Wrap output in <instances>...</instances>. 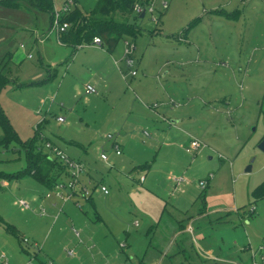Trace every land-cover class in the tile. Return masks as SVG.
<instances>
[{
  "label": "rangeland",
  "instance_id": "rangeland-1",
  "mask_svg": "<svg viewBox=\"0 0 264 264\" xmlns=\"http://www.w3.org/2000/svg\"><path fill=\"white\" fill-rule=\"evenodd\" d=\"M151 4L154 14L134 19L140 29L135 37L120 39L112 50L83 44L72 52L50 31L49 12L28 0L0 3V62L11 64L13 79L2 88L0 104L20 140L37 137L44 152L52 154L46 148L50 142L84 162L75 194L69 174H61L57 185L65 199L81 203L91 233L103 217L100 239L109 234L111 244L127 245L122 256H130L128 264H148L159 253L164 257L158 264H262L264 198L251 193L264 181V150L259 148L264 139V0ZM126 40L136 46L133 68L125 61ZM94 78L102 82L91 84L97 93H90L86 85ZM171 120L177 121L174 126ZM155 131L158 144L150 145ZM108 134L132 139L127 157L125 150L121 156L114 153ZM193 141L200 147L193 148ZM102 153L112 166L100 159ZM26 167L20 143L0 145V171L13 174ZM180 175L186 181L175 189L170 176ZM56 188L47 189L31 176L6 178L0 181V216L15 222V209L21 211L16 200L26 198L31 210L36 204L26 191L35 189L43 199L49 193L55 200ZM73 229L78 236V227ZM1 235L13 240L19 264H47L28 244L22 250L0 224ZM2 251L0 264H11L9 254L1 258ZM35 253L38 260L31 259ZM111 264H118L117 258Z\"/></svg>",
  "mask_w": 264,
  "mask_h": 264
},
{
  "label": "crops",
  "instance_id": "crops-1",
  "mask_svg": "<svg viewBox=\"0 0 264 264\" xmlns=\"http://www.w3.org/2000/svg\"><path fill=\"white\" fill-rule=\"evenodd\" d=\"M79 1L84 6H86L89 2H92V0H79ZM83 1H85V3ZM50 18H51L50 31H54L51 28L52 17H50ZM62 45H64V44H62ZM65 46H67V45H65ZM80 47L81 46H79L77 49H79ZM76 50L74 48H72V52L73 51L75 52ZM28 57L31 58L30 54L28 55ZM123 61H124V58H123ZM8 68L11 71V64L10 63L8 64ZM50 76H51V73H50ZM11 77H12V74H11ZM94 80L95 81H91V82L87 83V85L102 82V81H100V78H94ZM151 108L157 109V107H152V106H151ZM176 122H177L176 120H171L170 125L174 126L176 124ZM169 129L172 130L173 128H169ZM143 133H144V136H149L148 132H147V135L145 134V131ZM158 133L159 132L156 133V131H155V135H154L155 138L153 137L150 140V145H154V143L158 144L157 139H156V138H160V136H158ZM133 134L134 133H131V136ZM116 140H117V142H119V144L121 146L122 153L125 150L126 153L124 155L127 157L126 154H127V151L129 150L128 149L129 142H131L132 139L128 138V137L127 138L121 137L120 139L116 138ZM146 142L147 141H144V143H146ZM111 145H113V141H112ZM122 153L120 155L117 154V156H121ZM78 161H80L81 163L84 164L83 161H81V160H78ZM102 161L104 163H107V166H110V165L112 166L109 157H108L107 161H104V160H102ZM132 161H134V160L132 159ZM137 167L143 168L145 166L143 164H137ZM179 177H182L183 179H185V177L183 175L175 176V177L170 176L171 180L174 179L175 189H178V187H181V185L186 181V179H185L184 181H180L179 183L176 182L175 179L179 178ZM103 185H105V184L103 183ZM137 189H138V187L137 188L135 187L134 191H137ZM33 191L34 192H32V193H28V191H26L28 197H32L34 204L36 203L34 205L33 210H31V206L28 209H25V208L20 206L21 200L27 201L29 203V201L26 200V198L22 197L18 201L16 200L14 202L15 205H18L21 209V211H17L15 209V214L12 215V218L15 220V222H12V223L8 222L4 217H2L3 215L1 214L2 215L1 217L4 219V221L5 222L7 221L6 223H9L10 225H12L16 229L17 236H18L17 239H18V242H19L22 250H26L23 245L28 244L27 246L32 247L35 250H38L40 253H42V255H44L45 259H47V264L49 262H52V264H111V260H113V258H117L118 264H123V263L128 264V261L131 258L127 254H124L125 257L122 256V253H123L122 250H124L122 248L124 246H122L121 243L119 245V248L121 249V251H120L118 246L116 245L115 241H112V244L110 243L111 242V236L109 234L108 235L105 234L104 240L100 239L99 232H100V229H102L101 226H103V223H104L103 217L99 216L98 220H100V221L96 225H93V226L97 227V230L95 232L91 233L89 230H87V227L89 226L90 223H87L88 220L83 217V210H82L83 206H81V203L78 200H76L74 203H71L72 198L71 199L70 198L65 199L64 196L63 197L57 196L59 198H56L55 200L54 199L50 200L49 199L50 196H48L49 197L48 198L47 195H46V198L43 199L41 197V195L38 196V194L35 193V189H33ZM181 191L184 192V189H181ZM29 205H30V203H29ZM46 205L48 206V208H50L49 212H48V209H46ZM92 205L94 207L95 203H93ZM37 206H40V213H39V210H38V212L36 211ZM76 208H79L80 210L79 209L77 210ZM42 211H43V213H41ZM56 211H57V213H56ZM41 216H44V217L47 216V217L44 219H41L40 218ZM123 225H127V224H123ZM180 225L182 226V224L179 223V226ZM70 226L72 229H73V227H78V229H79L78 230V232H79L78 236L74 235V233H73L74 229L72 230L70 228ZM114 226L115 225L113 224L112 227H114ZM2 227L4 228L6 234L8 233V234L14 236L9 231H7L3 225H2ZM114 229H116V228H114ZM183 230H185L184 227H183ZM112 234L115 237V234L114 233H112ZM117 234H118L117 237L122 236V235H120V232L117 233V231H116V235ZM14 237H16V236H14ZM0 240L2 241L0 244V251L3 250L2 254H1V258H5L6 255L9 254L10 258H11V264H19L18 263L19 262V256H18V253L15 252L16 248H15V245L13 243V240L10 239L8 237V235H1ZM25 240H27V242H25ZM260 246H263V244ZM65 250H67L68 253H66L67 251H65ZM71 250L73 251L72 254L69 253V251H71ZM148 250H149V248H148ZM146 252L148 253V251H146ZM208 252L210 254H212L211 251L208 250ZM25 253L28 255L30 254L28 251ZM40 253H35L34 256L30 255L31 259L33 257L36 260H38ZM93 253H94V255H93ZM111 253L113 256L111 255ZM258 253H259V251L257 253H254V255H253L254 261H256V257H257ZM67 254H68V256H67ZM89 255H91V256L93 255L94 258H92V260H91V256H89ZM145 255H144V258H145ZM87 257L89 258L88 260H86ZM163 257L164 256H162V253H159V255H157V257L154 258V260L150 259L148 264H158V260L160 258H163ZM260 259H261V257H260ZM29 264H31V263H29Z\"/></svg>",
  "mask_w": 264,
  "mask_h": 264
},
{
  "label": "trees",
  "instance_id": "trees-1",
  "mask_svg": "<svg viewBox=\"0 0 264 264\" xmlns=\"http://www.w3.org/2000/svg\"><path fill=\"white\" fill-rule=\"evenodd\" d=\"M20 0L0 2L6 5H17ZM40 10L53 12V0H28ZM93 5L85 9L84 5L77 0V5L64 16L63 20L69 23L68 29L62 33H56L58 41L64 45L72 46L75 50L83 44H91L94 37L98 36L109 50H112L117 42L126 37H135L140 29L136 27L134 19L141 18L140 13L135 12L136 4L146 6L150 0H92ZM11 71L8 65L0 63V92L2 88L11 82ZM0 127L3 131L0 138V145L8 148L14 142L20 143L26 152L27 167L19 173H4L0 171V181L6 178H23L31 176L38 183L47 189L57 185L61 174H69L68 166L58 158L46 153L35 139L25 141L19 139L18 134L12 126L8 116L0 104ZM252 196L255 199L264 198V181L257 185ZM0 224L14 236H17L16 229L6 223L0 216Z\"/></svg>",
  "mask_w": 264,
  "mask_h": 264
},
{
  "label": "built area",
  "instance_id": "built-area-1",
  "mask_svg": "<svg viewBox=\"0 0 264 264\" xmlns=\"http://www.w3.org/2000/svg\"><path fill=\"white\" fill-rule=\"evenodd\" d=\"M3 1H13V0H0V2H3ZM61 1H62L61 5L58 6L57 0H53V12L51 14V17H52L51 28L56 33H59V34L64 32L70 26L67 21L63 20L64 16H66L68 13H70V11L74 8V6L77 5V0H61ZM167 7H168V2H166V1L163 2V9L164 8L166 9ZM143 11H145V15L147 13L154 14L155 8H154L153 4L147 5V6H142L141 4H136L135 12L141 14ZM153 20L157 22L159 19L156 18L155 16H153ZM91 44L102 45V40L100 37L96 36V37H94L93 42ZM135 50H136L135 44L131 40L130 41L126 40L124 57H125V61H126L127 65L131 68H133V66L135 64V58H134ZM30 57H31V55H30ZM131 74L133 76H135V75H137V71L132 70ZM86 90L90 93H97L96 89L91 85H86ZM157 106L158 105L154 104L152 107H157ZM57 120L59 122H63L64 118L59 116L57 118ZM145 134L147 135L146 131H145ZM107 138L113 141V145H112L113 150L116 154L120 155L122 153V150H121V146H120L119 142H117V140L115 139V137L112 134H108ZM192 146H193V148L197 149L198 147H200V144L197 141H193ZM46 148H48L49 151L52 153L51 154L52 157L55 156L56 158H59L61 161H63L68 166V171L71 170V172H69V176L71 178V182L69 183V187L71 188L72 194L75 193L76 192V186L79 183L78 173L81 171H84V169H85L84 164L81 163L80 161L73 160L70 157L66 156L65 153L59 147H57L56 145H53L50 142H47ZM100 158L104 161L108 160L107 155L104 153H102L100 155ZM184 180L185 179H183L182 177L175 179V181L178 183L180 181H184ZM201 186H202V188H204V186H206V183L202 182ZM55 187L59 188L58 185H56ZM58 188L54 189L56 195L59 197H63L64 194H63L62 190L60 188L59 189ZM100 190L104 194H108V189L105 186L101 185ZM82 191L88 193L85 186H82ZM46 195L50 196L49 193H47ZM20 206L25 208V209L30 208L29 203L27 201H24V200L20 201ZM76 234L79 235V232L76 231ZM25 242H27V240H25ZM259 250L264 252V245L260 246ZM69 253L72 254L73 251L71 250V251H69ZM48 264H52V262H49ZM254 264H256V263H254ZM262 264H264V253L262 254Z\"/></svg>",
  "mask_w": 264,
  "mask_h": 264
},
{
  "label": "water",
  "instance_id": "water-1",
  "mask_svg": "<svg viewBox=\"0 0 264 264\" xmlns=\"http://www.w3.org/2000/svg\"><path fill=\"white\" fill-rule=\"evenodd\" d=\"M144 16H145V11H143V12L141 13V16H140V17L142 18V17H144ZM259 148L262 149V150H264V139L260 142V144H259ZM250 169H251V167H248V168H247V171H250Z\"/></svg>",
  "mask_w": 264,
  "mask_h": 264
}]
</instances>
